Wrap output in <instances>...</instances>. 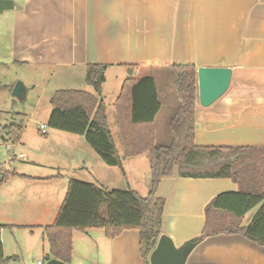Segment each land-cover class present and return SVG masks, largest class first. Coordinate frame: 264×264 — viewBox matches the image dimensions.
<instances>
[{"label": "crops", "instance_id": "0c3cea01", "mask_svg": "<svg viewBox=\"0 0 264 264\" xmlns=\"http://www.w3.org/2000/svg\"><path fill=\"white\" fill-rule=\"evenodd\" d=\"M13 1V9L0 13V84L16 67L45 82L56 73L59 83L66 86L50 92V104L56 90L77 89L70 84L76 79L86 82L88 65H105L103 84L109 71L118 82L111 97L118 143L110 129L103 84L99 98L123 169L105 164L83 135L53 128L47 131L46 127L43 133L41 120L48 121L51 106L32 127L26 126L21 111L10 113L23 130L19 141L12 144L0 128V146L7 148L9 156V165L0 162L5 172L0 184L2 264L10 259L9 255L5 258L2 238L7 229L11 236L16 228L32 235L37 230L38 238L47 242L44 228L53 223L71 179L107 189H132L141 196L149 193L148 155L126 157L121 147L114 104L127 80L152 77L155 82L160 102L152 123L156 141L155 122L163 108L156 73L172 65L230 67V85L221 97L204 107L196 96L194 142L264 150V0ZM12 74L16 79L20 72ZM88 85L92 89L84 91L94 93ZM7 87L12 91L13 85ZM15 148L20 149L17 154ZM16 158L25 163L10 164ZM238 188L229 178L181 177L175 168L155 191L164 201L160 235L170 236L180 246L201 235L209 220L211 225L215 219L234 224L231 213L206 208L217 194ZM259 206L243 215L241 226L250 223ZM80 238L85 250L74 243ZM139 243L137 229H125L113 238L98 228L75 230L72 257H81L76 264H144ZM41 249L54 259L49 256L48 242L47 249ZM185 264H264V246L241 233H218L200 240Z\"/></svg>", "mask_w": 264, "mask_h": 264}, {"label": "trees", "instance_id": "16d2710c", "mask_svg": "<svg viewBox=\"0 0 264 264\" xmlns=\"http://www.w3.org/2000/svg\"><path fill=\"white\" fill-rule=\"evenodd\" d=\"M195 65H172L171 76L178 106L169 121L168 144L155 141L153 121L160 109L152 77L125 81L114 106L123 154H147L149 158L150 189L146 196L132 189H107L92 183L71 179L65 198L52 224L45 226L51 258L70 264L73 231L84 232L98 228L107 238L125 229L140 233V253L144 264L160 236L163 199L155 195L162 178L177 169L181 177L229 178L238 190L217 194L206 210L231 213L235 220L206 223L197 242L218 233H241L264 246V150L249 147L199 146L194 142V107L197 96ZM105 65L87 66L85 80L94 93L79 89H59L50 97L49 128L83 135L88 145L110 166L122 168V159L108 127L106 110L99 98L104 82ZM7 141H19L23 127L10 121L3 126ZM3 139V138H2ZM0 184L5 172L0 165ZM260 205L250 223L241 226V218ZM213 223V222H212ZM4 260L0 242V264Z\"/></svg>", "mask_w": 264, "mask_h": 264}, {"label": "rangeland", "instance_id": "374dc122", "mask_svg": "<svg viewBox=\"0 0 264 264\" xmlns=\"http://www.w3.org/2000/svg\"><path fill=\"white\" fill-rule=\"evenodd\" d=\"M14 73L20 72L18 74L19 77L14 79ZM12 71H8L5 76V81L0 84V128L10 123L11 117L10 113L13 111H21L25 114L23 121L25 122L26 126H35L36 122L37 125L39 124L38 120L44 117L45 109H50L49 104V95L50 92L57 88L58 86H66L64 83H59L57 80V74L55 73L53 77L49 80V82H45L41 76L37 75H29L30 72L25 73L22 68L16 67L12 69ZM13 76V77H12ZM157 78V86L160 90V98L163 103V108L161 112L158 114L155 122L156 126V143L166 145L170 141L171 132L169 127V121L172 115L175 113L178 101L176 97V92L173 84V79L171 76L170 69L168 71H160L156 73ZM76 79V78H75ZM15 80V81H13ZM22 82L24 88L27 87V95L24 99H17L13 97L11 91H9V87H14L16 82ZM13 82H15L13 84ZM74 88L80 90H91V86L88 85L83 79H76L75 81L70 82ZM6 87V88H5ZM118 88V82L112 77L110 71L107 73L106 83L103 84V95L104 101L107 106L108 111V120L110 129L113 133V138L116 143L119 142V135L117 133V128L115 125L114 119V109L112 107V95L115 94ZM26 90V89H25ZM35 115V116H34ZM18 119V120H22ZM45 124L47 131H49V126L47 122L42 121ZM14 148V147H13ZM92 149V148H91ZM20 151L19 148H15V153L17 154ZM147 156V154H145ZM0 162L5 165H9V156L6 147L0 146ZM21 163H25L16 158V160L11 161L10 164H14L15 166L21 165ZM79 176H85L84 172H78ZM90 178V177H88ZM35 234H30V232L26 229L16 228L13 231L12 236L10 235V230L7 229L3 232V240H4V254L6 255L5 258L10 256V259L5 260L4 264H36L37 260L43 261L45 263L46 253L42 251V246L47 249V242L46 240L43 241L42 238H38V231L34 230ZM8 234V237H6ZM7 238V239H5ZM18 240L20 243L21 249L19 250L17 247V243L15 241ZM74 241L76 246H83L81 250H85V245L83 240ZM6 240V241H5ZM89 243V241L87 242ZM91 245V243H89ZM12 252L15 253L12 254ZM12 254V255H11ZM81 257L74 256L71 259V263L76 264V260L80 259Z\"/></svg>", "mask_w": 264, "mask_h": 264}, {"label": "water", "instance_id": "95a60500", "mask_svg": "<svg viewBox=\"0 0 264 264\" xmlns=\"http://www.w3.org/2000/svg\"><path fill=\"white\" fill-rule=\"evenodd\" d=\"M13 8V0H0V13ZM231 73L230 67L222 66H200L196 69L198 102L201 106L211 105L226 92L230 85ZM11 93L13 97L23 99L25 88L22 82H16ZM197 243L196 238H192L176 246L170 236L161 234L149 255V264H185ZM44 264L66 263L46 256Z\"/></svg>", "mask_w": 264, "mask_h": 264}, {"label": "built area", "instance_id": "2783aa9c", "mask_svg": "<svg viewBox=\"0 0 264 264\" xmlns=\"http://www.w3.org/2000/svg\"><path fill=\"white\" fill-rule=\"evenodd\" d=\"M44 127H45L44 125H41V126H40V128H41V130H42L43 133H45V131H46V130L44 129ZM38 264H41V262L39 261Z\"/></svg>", "mask_w": 264, "mask_h": 264}]
</instances>
